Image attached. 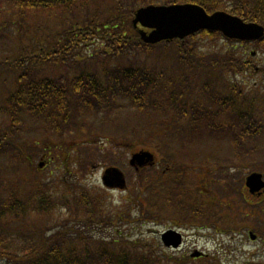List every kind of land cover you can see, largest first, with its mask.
Masks as SVG:
<instances>
[{"label": "rangeland", "instance_id": "1", "mask_svg": "<svg viewBox=\"0 0 264 264\" xmlns=\"http://www.w3.org/2000/svg\"><path fill=\"white\" fill-rule=\"evenodd\" d=\"M16 4L17 0H0V103L18 84L26 52L38 53L37 62H26L28 68H34L38 79L58 80L64 88L66 82H78L80 74L67 63L66 70L64 66L41 60L51 54L57 55L54 50L65 44L63 21L71 17V13L58 8L29 9L22 13ZM200 32L205 37L193 39L187 35L178 39L181 47L178 49L187 46L197 60L190 66L177 64L164 47L161 48L165 51L152 47L132 51V55L140 58L141 64L151 73L152 83H156L143 94L145 96L148 92V96L140 102L136 99L133 104V96L120 93L118 86L111 101L99 97L100 101L94 102L97 107L91 100L87 104H78L80 115L69 121L65 133L69 136L68 141L59 148L48 151L50 143L43 144L47 141L42 139L51 134L42 131L38 124L41 121L36 117L28 118L29 114L22 112L27 123L22 128L21 141L25 144L23 151L30 159L29 164L24 162L27 166L19 167L10 152L0 151V179L10 184L19 177L22 191L45 182L55 189L56 195L71 198V195L80 193L86 202L85 207L100 206L97 211L91 210L92 238L122 235L123 240L149 245L157 254L175 260L174 264H264V200L260 203L245 196L242 190L244 178L250 172H261L264 178V132L253 140L247 137L243 141L237 132L238 125L231 119L233 116L237 121L239 114L242 116L251 110L264 123V53L255 42L241 45L218 32L199 30L197 33ZM91 39L79 41L76 59L88 57L93 61L101 54L102 44ZM174 40L177 39L162 42L168 44ZM24 46H30L29 50H23ZM166 49L175 52L171 46ZM213 50L215 53L236 54L252 70L231 75L233 70L227 67L215 69V72L206 68L208 65L203 57ZM121 63L127 64V60ZM118 65V61L112 58L108 63L89 65L85 73H97L94 67L98 76L103 78L105 73L112 74ZM197 68L205 69L198 71ZM109 78L114 81L112 76ZM224 83L236 88L238 93L230 91ZM159 84L167 89V95L158 90ZM210 87L214 91L218 89L223 96L219 100L227 108H220L217 113L214 124L219 125L208 129L205 128L208 125L206 120H197L196 128L186 127L184 122L192 114L187 108L194 105L193 101L211 106L205 96ZM168 99L172 100V106ZM218 106L219 102L213 105L214 111ZM178 111L184 113L178 114ZM203 129L204 133H201ZM247 130L242 128L244 132ZM218 131L222 132L220 136H225L213 138V133ZM235 135L241 139L236 142L238 146H244L240 155L246 160L235 158ZM35 142L42 147L36 146ZM140 150L153 153V165L130 164L131 155ZM111 167L122 172V186L103 184V172ZM141 179L145 180V188L139 192ZM144 196L147 200L143 199ZM107 214L117 216L123 222L117 219L115 225L103 226L97 217H109ZM53 215L32 211L22 223L24 232L2 239L11 246L9 249L27 248L37 240L39 233L31 229L38 226L49 231L50 226L67 216L60 210L56 211L55 218ZM167 228L181 232L179 246L165 247L161 243L160 233ZM250 230L259 237L250 239ZM89 243L91 255L96 245ZM195 251L205 256L198 257L194 255ZM172 263L169 260L168 264Z\"/></svg>", "mask_w": 264, "mask_h": 264}, {"label": "trees", "instance_id": "2", "mask_svg": "<svg viewBox=\"0 0 264 264\" xmlns=\"http://www.w3.org/2000/svg\"><path fill=\"white\" fill-rule=\"evenodd\" d=\"M177 2L198 3L207 11L224 9L245 20L256 21L264 26V0H17L16 7L22 13L29 9L49 10L51 8H58L63 11L68 10L71 13V17L65 18L63 21L65 28L62 31L65 34V44L54 50L53 53H57V55L51 54L41 60L46 63L64 66L66 70L65 64L67 63L74 70L78 69L80 74L78 82L75 81L71 84L66 82L64 88L59 84L58 80L53 79L49 82L43 78L38 79L34 68H28L26 64L27 61L29 62L28 64H32V60L37 62L38 53L26 52L18 84L0 103V151L10 152L19 167H26L27 164L24 162L29 164L30 159L23 151L25 144L21 141V131L27 123L22 116V112L28 113V118L36 117L41 121L38 124L41 126L42 131L50 133L54 137L53 139L50 138L51 136L42 139V141H47L43 142V144L50 143L48 151H52V149L59 148L60 145H64L68 141L67 138L69 136L65 133L69 121L74 116L80 115L78 112L80 106L78 104L82 102L87 104V101L91 100L93 106L97 107L94 102L98 103L100 101L99 97L111 101L112 93L115 88L117 91L118 86L120 93L133 96V104H135L136 99L138 102L143 101L145 96H148V92L145 96L143 95L145 91H148L151 84L156 83H152L154 78L151 73L141 64L140 58L132 55V51L138 52L140 48L164 47L170 53L168 55L173 57L179 65L190 66L191 63L196 62L197 60L189 52L187 46L182 47L180 50L178 49L180 47L178 39L168 44L160 42L159 44L150 45L139 39L131 24L133 11L138 6L149 3L169 4ZM99 6L100 8L97 9ZM204 32L207 31L204 30ZM211 32L217 33L216 31ZM189 36L193 39L205 37L201 32L199 34L196 32ZM87 38H92L102 44L101 54L96 55L93 61H90L88 57L85 59L82 57L76 59L75 57V55L79 54V51L76 50V46L80 43L79 41ZM238 43L242 45L245 42L238 41ZM255 43L261 48V52L264 53V35ZM30 46H24L23 50L26 51ZM169 46L173 47L174 53H172V50L166 49ZM161 49L164 50L163 48ZM112 58L119 63L112 74L105 73V77L100 78L98 70L94 67L93 69L97 73H85V69L86 67L89 68V65H94L97 62L108 63ZM21 59L22 57L18 62ZM122 60H127V64H122ZM203 60L208 65L205 67L214 70V72L216 71L215 69H222L223 67L232 69L231 75L242 70H252L251 66L242 60L241 57L228 52L226 54L224 52L215 53V50H213L207 52V56H204ZM197 69L199 71L205 68ZM109 76H112L114 81L110 80ZM219 82L221 81L219 80ZM224 84L230 91L238 93L236 88H231L226 83ZM158 90L162 91V94L167 95V89L164 88L163 84H159ZM260 93L263 96V92L260 91ZM82 96L85 97L84 101ZM205 96H208L207 100L211 106H207L205 102L193 101L194 105L187 108L188 111H192V114L184 122L186 127L190 129L195 127L197 120H206L208 125L205 128L208 129L219 125H215L214 120L219 109L226 108L225 104L219 100L223 96L218 93V89L214 91L211 87ZM184 100L186 101V98ZM171 101V99H168L170 106H172ZM216 102H219V106L214 111L213 105ZM46 105L49 106L47 107ZM50 105H52V109H49ZM199 109L202 110L198 111ZM177 113L183 114L184 112L178 111ZM226 113L227 110L223 115H226ZM231 119L233 123L238 125L237 132L241 134L239 136L243 141L247 137L253 140L264 132L263 121L257 113L254 114L251 110L249 113L245 112L242 116L239 114L236 117L237 121L233 116ZM120 128L121 130L124 129L122 124ZM242 128L248 129L249 132H247L248 130L246 132L242 131ZM201 133H204V129ZM220 133L222 132H214L212 137L217 139L225 136L224 134L220 136ZM251 133L252 136H248ZM240 137H237V135L233 137V148L237 153L235 158L241 161L242 159L246 160V157L240 155L244 150V146H238L239 143L236 142L241 140ZM34 144L36 146L40 145L38 142ZM11 181L12 183L7 184L0 179V264H168L169 260L173 261L172 264L175 263V260L157 254L156 251L149 248V245H144L136 240H123L124 237L122 235L111 238H92L90 235L91 226L89 225L92 219L90 214L91 210L97 211L100 206L91 205L89 208L85 207L84 204L86 202L83 201L84 197L80 193L71 195V198L68 195H65V197L59 194L56 195L54 193L55 189L45 182L29 186L27 191H22L19 177ZM144 188L145 180L141 179L138 185L139 192H142ZM143 199L147 200V196H144ZM126 206L129 205L127 204ZM57 210L62 211L67 216L60 218L61 220H58L59 223L56 222L50 226L48 228L50 229L49 231L41 230L40 228L42 227L39 228L38 226L31 229L34 233H39L37 240L27 248L21 246L19 250H12L9 249L11 246L3 241V236L12 237L14 234L17 235V233L24 232L22 223L27 221L32 211L54 213L53 216L55 218ZM72 215L74 217L71 219ZM69 219L71 221L68 223ZM117 219H119V222H123L119 217L113 215H109V217L102 216L99 219L97 217L98 222L102 223L103 226L108 225V223L115 225L114 223ZM113 228L116 230L115 226ZM89 242H93L96 245L91 255H89L88 249L90 246Z\"/></svg>", "mask_w": 264, "mask_h": 264}, {"label": "water", "instance_id": "3", "mask_svg": "<svg viewBox=\"0 0 264 264\" xmlns=\"http://www.w3.org/2000/svg\"><path fill=\"white\" fill-rule=\"evenodd\" d=\"M132 22L133 25L140 22L143 26L151 28L149 31L138 30L140 38L148 43L175 37L182 38L201 29L216 30L228 38L239 40H256L264 34V26L255 21H246L224 10L209 13L201 5L191 2L139 7L134 12ZM152 158V153L140 150L131 155L129 162L141 165ZM261 176L258 172H251L246 176L245 183L250 191L259 190L264 186ZM102 181L108 186L124 184L122 172L116 167L107 168L102 175ZM160 238L165 245L172 247L178 246L181 242V234L174 229L164 230ZM198 254L194 252V255Z\"/></svg>", "mask_w": 264, "mask_h": 264}, {"label": "flooded vegetation", "instance_id": "4", "mask_svg": "<svg viewBox=\"0 0 264 264\" xmlns=\"http://www.w3.org/2000/svg\"><path fill=\"white\" fill-rule=\"evenodd\" d=\"M154 164V163H153ZM153 164H148V165H153ZM252 195V197L254 198V199H256V201H261L263 198H264V193L263 194H261V195H258V194H251ZM204 257L205 255H199L198 257Z\"/></svg>", "mask_w": 264, "mask_h": 264}]
</instances>
